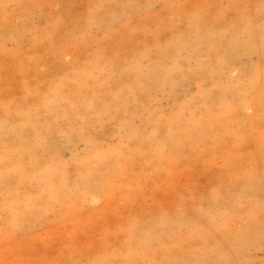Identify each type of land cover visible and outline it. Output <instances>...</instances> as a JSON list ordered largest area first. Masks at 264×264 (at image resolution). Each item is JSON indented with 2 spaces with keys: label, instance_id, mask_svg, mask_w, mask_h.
<instances>
[{
  "label": "rangeland",
  "instance_id": "rangeland-1",
  "mask_svg": "<svg viewBox=\"0 0 264 264\" xmlns=\"http://www.w3.org/2000/svg\"><path fill=\"white\" fill-rule=\"evenodd\" d=\"M70 2H71V4H70ZM244 2H246V3H244ZM251 2H252V4H251ZM47 3H49V4L47 5ZM67 3H68V5H67ZM213 3H214V5H213ZM194 4H195V6H194ZM192 5H193V7H192ZM218 5H220V6L218 7ZM104 6H105V8H104ZM166 6H167V8H165ZM184 6H186V7H184ZM189 7H190V9H189ZM239 7L240 8L242 7V8L240 9ZM64 9H66V10L64 11ZM85 9H86V11H85ZM180 9H182V10H180ZM191 9H193V10H191ZM227 9H229V10H227ZM122 10H123V12H122ZM136 10H138V11H136ZM178 10H180V11H178ZM0 11H1L0 12V17H1L0 18V50H1L0 51V58H1L0 59V78H2V79H0V110H1L0 116L4 113H5L4 115L9 113L8 114L9 116L7 115L8 116L7 118H9V119L15 118L14 115H16L17 118L18 117H22V118L28 117L32 120L33 126L28 127L27 129L29 131H31V132L33 131L34 133L37 134V137H36V136L31 135L33 133L30 134L29 132H25V133H23V135H20L17 138H11L10 129H9L10 125L9 124H2V122L0 123V146H2V147H0L1 148L0 149V156L3 155L4 152H7V151H9V152L17 151L18 153H21V155H22L21 159L22 160H21L20 164H21L22 169L24 170V175H25V176L24 175L21 176L20 178L11 176L9 178L4 179V181L6 180V182H3L4 185L3 184L0 185V189L3 188V190H0V203L3 200L4 194L7 192H14V191L18 192L17 195L20 196L19 197L20 199L26 198L27 195L33 196L38 192L41 185L37 180H35L33 178V175L29 176L28 172L31 171L29 168H31V169L33 168V171L34 170L38 171L40 164H42V166H44L45 164L46 165L49 164V166H51V164L52 165H57V164L62 165V163H64L63 165H65L67 167V165H68L67 163L71 162L67 168H69V170L74 171L75 168L80 166V162L83 160V158H85L86 156H91L90 154L96 153L98 151V149H99V152H103V151L105 152L110 147L111 148L118 147V144H121L122 146L127 145L129 143V141L126 139V136L131 131H133V132H135V130H136V132L139 131V133L141 132V134H143V136H147L148 134H151L153 127H151L150 124L148 123L147 116H151L152 113L155 115L156 112H158L157 115L159 116L160 121L162 123H165L173 115L174 108H176V105L188 103L190 100H191L190 102H192L194 99H195L194 101H196V103L194 104V101H193V104L194 105L198 104L197 103L198 98H195V97H200L201 92H203V91L207 92L206 104L205 105L198 104L200 106L196 105L195 107H192V111H194L193 112L194 118L197 121H199V120L203 121L204 116L205 117L210 116L209 119L213 118L212 122L214 124L217 123L216 125H220L219 123L223 124V122H224L223 127H225V128L228 127V129L226 128V130L228 131L227 132L228 134H227L224 132V130L223 131L221 130L220 126H218V127L215 126L216 130H214L212 132L213 135H211V137L207 136V137H209L208 138L209 141L207 140L208 143L206 146H204L203 144L200 145L201 144L200 142L194 143V142L190 141L186 145L187 148L184 147L183 145L180 146V148L174 147L176 150L178 149L177 152L175 151V149L173 147L170 149L165 148V152H167L168 154H170L171 152H172V154L174 152L175 153L173 155L170 154L172 159L170 161L163 162V165H165V166L161 169L159 167L157 171H154V169H151L150 166H147L145 171H143V172H145V174H144L143 172H141V169H138V168H140L138 166V164H136L135 162H132V161H134L133 159L130 158L132 160L131 162L133 164L130 162V159H128L129 165H131L130 168L128 166V168L130 169V170L128 169L129 170L128 173L131 172L132 173L131 177L134 175L133 177H136V180L132 177L133 179H131V181H128V180H130V177H129L130 174L127 173V176H128L127 186L128 185L129 186L127 187L126 196L123 197L122 199L121 198L117 199V198H119V196L116 193V196L113 195L112 198H111V196L109 198H107V200L110 199V201H111V202L109 201V203H107L108 201H106V198L99 197L98 195L96 197L94 194L89 193V192H87L86 195H84L85 196L84 199H83V197L77 198L76 196H78V197L82 196V195H79L80 192L82 193V191L79 190L80 192H76L77 194L75 193V191H73L75 194H73V196L72 195L71 196L76 198L78 207L80 209L79 211H77L75 213H71V215L67 214L68 216H66L64 211L61 210V208H59L58 206L54 207L53 209L43 210L40 208V205L38 203H36L37 206L35 208L38 209L39 211L41 210L40 211L41 219H40V215H39V218H37V219L36 218H32V219L29 218L26 221L21 219L19 226L16 229H12V232L10 234H7L3 230L2 225L7 221V217L5 214L0 213V264H54V263L59 264L60 262L62 263V261H63V264H65V262L67 263V261H68L69 255L72 253H73V256H70L72 261L76 262V264H85V262L86 263L89 262L90 259L93 258L92 256L95 255L94 253L96 252V245H99V243L102 242L101 241L102 240V238H101L102 232H105L107 234H111L110 238H113V239L108 242V245L110 247L116 248L118 246V245H116V243H120V240L122 239V234H121L122 232L121 231H113L112 228L116 224H122L125 221V219L128 216L125 218L124 215L125 216H126V214L129 215V212H128L129 209L133 210L135 208L134 209L135 212L131 210L132 211V213H131V211H130V213L132 214V215L130 214V216H133V217L138 216L140 218L143 217L144 214L146 215L147 218H150L151 216H152L151 218H153L156 216L155 214L158 215V212L164 213V214H166V216L168 215L167 217L172 218L171 216L173 215V213H175L177 211L179 213L183 214L184 217L185 216L189 217V215H191V213L193 212V211H191V209L194 206H195V208H193V209L197 208L198 200L199 199L204 200V198H202L203 196L206 198L205 204L209 205L208 202L210 203V200H209L210 198L208 196L212 191L217 192L219 187L223 188L222 186H224V187L226 186L227 187V188L225 187L226 189H232V188L237 189L239 186L238 184H239L240 180H242L244 175H246V173L249 174L250 171L255 170L254 168H259V165H261L262 162H264V143H262V141H264V94H262V92H264V90H262V89H264V88L259 89L258 92L255 93L254 95H252L251 97L250 96L247 97L249 99V98H252L253 96H256L255 98L259 99V101L256 100L254 102L255 103L254 105H256V107L254 105H253V107H255V108H251V109L247 110L246 112H248V113L245 112L246 114H248V116H250V115L254 116V118H253L254 123H253L252 127L248 126V125L243 126L244 129H242L243 127L241 128L242 129V135L240 133H239L240 135L238 134L239 123H238L237 119L234 118L235 113H231L230 115L225 114L223 116L220 114V111H219L220 110L219 109V106H220L219 105L220 104V102H219L220 98L219 97L221 96L222 91L228 90V96H229V97H227L228 100H230V98L233 97L232 95L235 94V92H238L239 95L242 97V95H243L242 92L248 86L247 84H249L250 79H252L254 77L259 78V76L264 75V33H262V32H264V18H262V16H264V0H182V1L181 0H173V1L172 0H148V1L147 0H104V1L103 0H52V1H50V0H0ZM159 11H160L162 16L160 15ZM166 11H168V12H166ZM175 11H177L178 14L184 13V15L187 12L186 15H189V18L190 17H193V18L196 17L198 20H200L199 23H203V25L209 24V27L216 25L215 27L219 26V29L221 27L222 21L223 22H230L231 21V23L238 22V27H237V29H234L233 32H235L237 30L238 32L240 31V33H238L237 31L235 32V34L232 33V36L234 39L230 38L232 36H228V35H230V32L232 30L231 31H227V29H224L225 31L223 30L224 35L228 34V35H225L226 40L230 38L231 41L235 44L236 42H234V40H235V38H238V41L240 39L239 42L242 43V45L240 44V46L234 45L233 47H235V48H233V50L231 49L232 51L230 50L228 52V54L226 56V60H227L226 64L228 63L227 65H228L229 69L227 68V66H224L227 70H224L225 68H223V71H225V73L222 71L224 74L222 73L223 75L220 74V76L219 75L213 76L211 73L210 74L207 73L210 71L205 67V65H202V61H204L203 62L204 64L207 62V55H204V54H207L210 49L208 47L209 43L206 42L208 40V36H204L203 40L207 39L206 41H204V43H206V45L203 43V41H199V42L197 41V42H195L196 45H192V42H190L189 45H184V47L183 46L181 47V49L179 51L180 54L177 57V60L180 63H177V65H179V66L174 71L176 73V75H175V73L172 75V80H168L167 84H166V82L161 83L162 80H160L156 84L155 89L154 88L149 89L148 93H147V90H145L146 92H144V94H143L144 97H145V95H147L149 93H150L149 96H151V97H149L147 95V98L149 97V99L146 100V106H147L146 110L141 111L142 115H140L141 113L133 114V106L130 105L129 107L132 108V110L129 108L128 113H129V111H131L132 114L130 113V115H128V118L126 119L123 127H121L119 125L122 124V121H121V119H119V116H114V114L116 112L114 113V111L111 110L112 108H108V109H110L111 112L113 111V114H112L113 116L111 115L110 111L105 112L103 110L104 114L99 113L101 108H103L101 103L98 104L97 108H94L95 111L90 112L91 114H89L88 113L89 111H88L87 112L88 114L86 113V115H85L82 110H81L82 111L81 112L82 114H81L80 113L81 108L78 106V99L76 102V97H75V96H78L77 95L78 91L82 90L81 85H84L85 88L92 87L94 90L98 89V90H100L99 94H101V95H103L105 93L104 90H106L107 94L110 93V89L113 90V87L116 86V82H115V79L113 77L114 76L113 74L115 72V65L111 61L114 60L119 54H123L124 51L128 50L129 48L132 49V48H134L136 46H140L142 44L146 45L147 44L146 42H148V44H149V45L147 44V46L150 47L152 45L153 40L155 41V39L157 40V41H155L156 45H158L159 47L160 46L162 47L163 45L165 46V44L162 40L165 38V36H166L165 34H167V35L170 34L169 36L175 37L176 33L179 32V29L181 32L182 28L184 27L182 24H184L186 22L188 24H190V26L188 27L187 31H185L186 29L184 30V28H183V30L185 32H188V35L190 37L196 33L195 30H192V28H190L191 22L189 21L188 17H186L188 20H186L185 18H183V20H179L180 17L177 16V14H176L177 12H175ZM82 12L84 13V15ZM194 12L195 13L197 12L198 14L194 16L193 15ZM211 12H213L212 16L209 15V14H211ZM122 13L124 16L122 15ZM224 13H225V15H224ZM47 14H48V16H46ZM114 14H115V18L113 19ZM156 14L158 15V17L156 16ZM218 15L220 16L221 19H224V18L225 19L222 21L219 20L220 18ZM230 15H231V17H230ZM239 15H242L243 17L242 16L239 17ZM96 16H98V17H96ZM152 16H154V17H152ZM215 16H216V18H215ZM131 17H132V19H130ZM109 18H110V21H109ZM152 18L157 19V20L153 19V25L149 24L151 22ZM204 18H205L206 22L208 21L207 23H205ZM230 18H232V19H230ZM112 19H113V21H112ZM135 19H138V21ZM140 20H142V21L139 22ZM166 20H168V22ZM169 20H172V22ZM240 20H241V25L239 24ZM93 21L94 22L96 21L95 24ZM127 21L129 23V25L126 26ZM141 23H143V24H141ZM144 23L146 25H144ZM154 23H156V24H154ZM157 23H159L160 27L157 26L158 25ZM167 23H169V25H167ZM192 24H193V22H192ZM23 25H25V28ZM21 26H23V27H21ZM107 26H108V28H107ZM164 26L169 28V30H167L166 27H164ZM170 26L172 27L171 30H170V28H171ZM163 27L166 30H164ZM117 28H118V30H116ZM156 28H158V29L161 28V29H163V31L160 29V31L158 32V29H157V31L155 30ZM108 29H110L111 31ZM124 29H125V31H126L125 33L127 35L123 34ZM138 29H140L142 32V33L139 32V35H137ZM149 29H151L153 32L156 31L157 33H153ZM175 30L176 31L178 30V31L175 33ZM105 31L107 33H105ZM112 31H114V32H112ZM144 31H146V32L150 31V32H147L148 34H146V32H144ZM167 31H169L170 33ZM251 31L255 32V34H256L255 37H254L255 34H251L252 33ZM259 31H261V32L258 33ZM109 32H110L111 36H110ZM132 32H133V34H132ZM160 32H162V33H160ZM189 32H192L193 34L192 33L189 34ZM225 32H227V33H225ZM38 33H40V34H38ZM249 33H250V35H249ZM128 34H130V35H128ZM155 34L156 35L158 34V36L156 37ZM162 34L164 37L162 36V38H160L161 37L160 35H162ZM257 34H259V37ZM132 35H134L133 36L134 38H135V35L137 37L135 39H132L133 38V37H131ZM141 35L144 36L143 39H142ZM114 36H116L115 39H114ZM140 36H141V39H139ZM169 36L168 37L166 36V37L170 38ZM249 36H251V37L253 36V39L248 38ZM191 38L195 39L193 36ZM254 38L256 41L254 40ZM119 39L122 40V42L123 41L124 42L121 43V41ZM248 39H250V40H248ZM141 40H143V42ZM259 40H261V41H259ZM113 41H114V43H112ZM134 41L137 44L135 43V45H133ZM139 41H141V42H139ZM191 41H194V40H191ZM161 43H163V44H161ZM254 43H256V44H254ZM257 43H258V45H257ZM45 44H47V45H45ZM114 44H116L117 46H115ZM123 44L125 47L123 46ZM118 45H120V46L118 47ZM200 45H202V46H200ZM37 46H39V47H37ZM188 46L190 48H188ZM193 46H194V48H192ZM127 47H129V48L126 49ZM155 47L156 46H154V48ZM151 48H153V47H151ZM183 49H186V50L183 51ZM153 50H152V53H153ZM197 52H199V53L196 54ZM220 52L224 53V49H221V51H219V54L217 56L221 60V57L223 58L224 54H221ZM233 53H234V55H233ZM47 54H48V56H47ZM95 55H100L103 58V61L101 60L103 65L100 64V66H102L104 68V69H102L103 72L98 73L97 71L87 67L88 68L87 70H89L91 73L93 72V75H95V76L92 79L91 78L85 79V76L83 75V72H82L84 70H82V69L85 66H88V64H89L88 62L90 60H92V58ZM228 55L230 56V58L228 57ZM179 56H182V57H179ZM7 57H8V59H7ZM37 57H38V59H37ZM43 57H47V59L43 58ZM74 57L75 58L77 57V58L75 59ZM34 58H35V60H34ZM71 58H73V59H71ZM233 58H234V60H233ZM144 59H142L141 62H142L143 66H146L147 65L146 61L148 59H146V61ZM170 60H171V62H168L169 59L166 60V62H165V66L168 69L172 68V66H173L172 64L174 62V61H172L173 59H170ZM79 61L81 63H79ZM182 62L185 64H182ZM49 63L51 65H49ZM83 63L85 66L83 65ZM143 63H145L146 65ZM147 63L149 64V60L147 61ZM167 63H168V65H167ZM229 63H231L230 64V66L232 65L231 67L229 66ZM180 64L183 66L182 68H181ZM28 65H29V67H28ZM149 65H152V64H149ZM235 65L236 66L238 65V66L236 67ZM60 67H62V68H60ZM80 68H81V71H79ZM178 68H179V70H178ZM69 69L71 70V72ZM109 70L112 72H110ZM176 71H178V72H176ZM230 72H231V74H230ZM202 74L204 75L203 77H202ZM55 75H57V76H55ZM177 75H180V76H178L180 78H178ZM229 75H231V76H229ZM108 76L111 77L110 78L111 80H109L103 84L105 77H108ZM228 76L231 78L233 77V79L231 80L230 78H228ZM57 77H58V79H57ZM59 77H60V79H59ZM175 77H176V79H175ZM80 78L84 81H82ZM174 80H175V82H174ZM192 80L194 81L193 83H192ZM189 81H190V83H189ZM169 82H170V84H169ZM228 82L234 83V85H232L231 87H228ZM65 85H67V86H65ZM99 85H100V87H99ZM111 85H113V86H111ZM207 85H208V87H207ZM109 86H111V87H109ZM58 87L60 89H58ZM200 87H201V89H200ZM79 88H81V89L79 90ZM99 88H102L103 91H101L102 89H99ZM59 90H60V93H58L59 99L62 98V101L59 100V102L57 104L56 103H53V104L48 103L50 100V96L52 94V91H58L59 92ZM64 90H65V93H62V92H64ZM68 91H69V93H68ZM76 91H77V93H76ZM185 92H187V93H185ZM106 93H105V95H106ZM63 94H65V95H63ZM88 94L89 93H87V95ZM130 95H128V98L132 99L131 97H133V96H130ZM19 98L21 101L19 100ZM36 98H37V100H36ZM70 99L72 100V102ZM9 101H10V103H9ZM4 102H6V103H4ZM33 102H35V103H33ZM3 103H4V105H3ZM24 103H25V105H24ZM61 105H63V106H61ZM48 106H49V109H48L49 111L47 110ZM207 106H209V107H207ZM215 106H216V108H215ZM212 107H214V108H212ZM72 108H74V109H72ZM38 109L41 111H39ZM51 109L56 111L57 113L54 111H51ZM74 110H75V113H74ZM20 111H22L24 113H22ZM42 111H44V112H42ZM46 111H48L49 113H47ZM97 111H98V115L96 116V115H94V112H97ZM68 112H70V113H68ZM17 113H21V114H17ZM207 114H209V115H207ZM52 115H54L53 118H52ZM228 115L231 117H229ZM214 116H216V117H214ZM217 116H220V118L228 116L229 118L227 117V120L223 118V120H225L226 122L223 121L222 118H221V120H218V122H217V120L215 121V119H218ZM69 117L72 118L71 119L72 121L69 120L70 119ZM97 117H99V118H97ZM66 118H67V120H66ZM82 118H83V120H82ZM49 120H51V122H49ZM233 120H234V122H233ZM197 121L195 123H197ZM112 122L115 124H112ZM49 123H50V125H49ZM55 123H57V124H55ZM78 123H80V124H78ZM87 123H89V124H87ZM67 124H69V125L67 126ZM73 124H75V125H73ZM79 125L81 128H79ZM194 126H195V124H193V123L189 125L190 131H194L195 128L198 127V125L195 127ZM72 127H73V129H71ZM86 128H87V130H86ZM75 129H77V130H75ZM161 129H164V128L162 127ZM161 129L158 130L157 131L158 134H156V136L158 135L157 136L158 140L162 138L161 135L162 136L165 135V131L162 130L163 131L162 132ZM72 130L74 133L70 132ZM79 131H81V132H79ZM90 131H92L93 133L92 132L90 133ZM41 132L43 133L42 135H40ZM110 132H112V133H110ZM116 132H118V133H116ZM26 133L28 134V136H26ZM78 133L82 137L79 136ZM90 134H92V135H90ZM107 134L110 136H108ZM252 134L254 135V137ZM52 136L54 137V139H52L53 138ZM104 136H105V138H104ZM163 138H164V136H163ZM18 139H20V140L18 141ZM239 139H240V141H239ZM248 139H249V141L250 140H252V141L249 142ZM2 140L4 143L1 142ZM93 142L95 143V145L93 144ZM210 142H212V143H210ZM13 143L15 144L14 146H13ZM18 143H19V145H18ZM32 145H34V146H32ZM209 146H210V149L208 148ZM13 148H15V149L13 150ZM25 148H26V150H25ZM32 148L35 150H32ZM204 148H207L206 150H208V151H205V152H207L206 154H208V156L211 155V158L209 157V159H208V156L205 153L202 154L204 156L199 154V153L204 152ZM223 148H224V150H223ZM225 148H226V151H225ZM38 149H40V150H38ZM45 149L47 151H45ZM70 149L72 150V152ZM92 149H94V150H92ZM172 149H174V150H172ZM179 150L181 152H179ZM182 150H186V151L183 152ZM29 152H31V153H29ZM195 153H198L199 156L195 157L194 156ZM29 154H32L31 157H29ZM51 154H52V156H51ZM257 154H259V155H257ZM188 155H190V156H188ZM76 156H79V157L75 158ZM184 157H186V158H184ZM198 157H200L201 159ZM225 157H227V158H225ZM187 158H189L190 160ZM228 158H230V159L228 160ZM70 160H73V161H70ZM39 161H40V163H39ZM226 161H228V163ZM196 162H198V163H196ZM230 164L232 166H230ZM234 164H235V166H234ZM74 165H76L77 167ZM166 165H168V166H166ZM28 166H30V167L27 168ZM33 166H36L37 168L33 167ZM25 167L27 170L28 169L29 170L26 171ZM165 167L167 169H165ZM243 167H245V168H243ZM135 168L138 170L136 171ZM134 169L136 172L133 171ZM159 169L161 171H159ZM224 170H225V172H224ZM246 171H248V172H246ZM154 172L156 173V177L155 176L153 177L152 173H154ZM212 172H214V173H212ZM228 172H231V173L229 174ZM244 172H246V173H244ZM166 173L169 175L168 179H167V177L164 178ZM206 173L207 174L209 173V174L207 175ZM139 174L140 175L143 174V176L141 175V177H140V176H138ZM150 174L152 175L153 178L152 177L150 178L149 176H147ZM167 174H166V176H167ZM220 174L222 175L221 178H220ZM71 175H73V176H71ZM256 175L258 177H261V172L257 171ZM224 176H225V178H224ZM73 177H74V179H73ZM143 177H146L147 180L146 179H144V181L141 180V178L143 179ZM148 177H149V179H148ZM169 177L171 180H169ZM156 178H158V179H156ZM11 179L14 180L15 182L14 181H13L14 183L11 182L12 181ZM21 179H22V181H21ZM225 179H226V181H225ZM31 180H33V181H31ZM73 180H75V175L74 174L68 175V182L71 183ZM162 180H163V182H162ZM206 180L208 183L206 182ZM18 181H19V184L17 183ZM140 181H143V183H142L143 186H142ZM149 181H151L152 183ZM167 181H168V183H167ZM209 181H211L213 184L215 183V185H213ZM8 182H10V184ZM132 182H133V184L136 183L137 185L134 186L135 184L133 185ZM6 183H7V185H6ZM27 183H29V184H27ZM138 184H140V185H138ZM159 184H160V186H159ZM211 185H213V187ZM240 186H241V184H240ZM27 187L31 188V189H28ZM146 187H148V188H146ZM160 187H162V188H160ZM12 188H15V189H12ZM133 188H134V191H137V193L132 190ZM168 188H169V190H168ZM36 190H37V192H36ZM207 192H208V196H207ZM26 193H28V194H26ZM154 193H156V194H154ZM177 193H178V195H177ZM182 193H183V195H181ZM201 193H202V195H201ZM138 194H139V196L140 195H142V196L139 198V196H136ZM158 194L162 195V196H159ZM198 194H200L201 196ZM240 195L241 196L245 195L242 198L239 196L237 199V201L239 202L238 204L240 205V210L242 212H244L248 209L247 205H249V197L247 194H240ZM189 196H191V197H189ZM89 197H90L92 202L89 201V199H88ZM193 197H195L194 198L195 200L193 199ZM87 199H88V201H87ZM132 199H133V201H132ZM93 200H94L95 204H94ZM166 200H168V201H166ZM84 201H87V203ZM164 201L167 203H165ZM193 202H195V204L196 203L197 204L195 205V204H193ZM88 203H89V205H88ZM139 203L140 204L142 203L145 205H142V204L140 205ZM161 203L163 206L161 205ZM79 204H82V206ZM103 204H104V206H103ZM138 204L142 207H140ZM96 205H97V207H96ZM87 206H89L88 209H87ZM130 206H132V208ZM144 206H146V207L144 208ZM102 207L104 209H101ZM151 207H153V208H151ZM91 208H92V210L90 212ZM138 208L139 209L144 208V212H143V209L139 210ZM110 209H111V211H110ZM235 209H236V212H239L237 210V208H235ZM235 209H233V210L235 211ZM155 210H158V211L155 212ZM44 211H46L47 213H44ZM152 211H154L155 213ZM182 211H184V212H182ZM186 212H188L190 214L187 213V215H186ZM122 213H124V214L122 215ZM88 214H90V215H88ZM147 214H148V216H147ZM149 215H150V217H149ZM61 216H62V219H61ZM104 216H106V218H104ZM146 217L144 216L143 218L147 219ZM239 217H241V221L245 219V217L242 214L236 215V213H235V216H234V214H232V216L230 217L231 221L233 220V224H232L233 226L230 225V227L232 226L231 227L232 230L231 229L230 230L233 232L237 230V227H239L238 224L241 222ZM95 218H97V219H95ZM113 219H115V220L112 223ZM46 220H47V222H46ZM58 222H59V224H58ZM115 222H116V224H115ZM235 222H236V224H235ZM111 223H112V225H110ZM97 224H101V227L103 226L102 229H99L100 225H97ZM57 225H58V227H57ZM54 226L57 227L56 229L59 228L60 230H58V231L55 230ZM111 226H113V227H111ZM28 228H29V231H28ZM234 228L236 230H233ZM51 230H55V231H51ZM50 232H53V233L58 232L57 233L58 235L54 233L55 235L52 236L53 234L51 233L52 235L50 237ZM178 232H179L178 235H182V236L186 235L187 234L186 233L187 232L186 225H184V224L181 225L178 229ZM229 234H233V233L230 232ZM56 235L59 237H57ZM252 235L254 236V234H252ZM74 236L79 237L81 240L84 238L82 241L83 243H79L81 240L79 238H75ZM229 236H234V235H227L228 238H230ZM253 236L251 238L254 241L250 240L251 238H248L246 240L243 239L244 240V241L242 240L243 242L242 241L239 242L236 240V238H231V240L232 241L234 240L233 242H235V243H232V241H229L230 239L226 238V235L224 237H221V234H220L217 236L215 235L213 238L211 237L212 240H209V241L210 242L212 241L211 242L212 244L210 242L209 243L212 246H209L211 248L208 249L209 250V259L207 260L208 261L207 264H264V238H262V237H260L261 239L259 237L254 238ZM71 237H74L77 242L73 238H72L73 240L71 241V239H70ZM217 237H219V238H217ZM221 238L222 239L225 238L224 241L227 239L228 240L224 242L223 240H221ZM77 239H79V240H77ZM85 241H87L86 244H85ZM216 242H217V245H216ZM223 242L226 243L227 245L226 244L223 245ZM236 242H238V243H236ZM241 242L242 243L245 242V243L240 244ZM249 242H252L253 244H250ZM236 244H240V246L236 245ZM219 245H221V246H219ZM183 246H184V248L187 247L186 244H183ZM89 252L90 253L93 252L92 255ZM63 259H65V260H63ZM210 259L212 260L211 262H209Z\"/></svg>",
  "mask_w": 264,
  "mask_h": 264
},
{
  "label": "bare ground",
  "instance_id": "bare-ground-1",
  "mask_svg": "<svg viewBox=\"0 0 264 264\" xmlns=\"http://www.w3.org/2000/svg\"><path fill=\"white\" fill-rule=\"evenodd\" d=\"M52 1V0H50ZM104 1V0H103ZM148 1V0H147ZM173 1V0H172ZM182 1V0H181ZM7 2V1H6ZM195 2V1H194ZM201 2V1H200ZM238 2V1H237ZM253 2V1H252ZM251 2V4H252ZM118 3V2H117ZM134 3V2H133ZM143 3V2H142ZM162 3V2H161ZM193 3V2H192ZM241 3V2H240ZM246 3V2H244ZM49 3H47L48 5ZM71 4V2H70ZM97 4V3H96ZM153 4V3H152ZM258 4V3H257ZM68 5V3H67ZM78 5V4H77ZM93 5V4H92ZM133 5V4H132ZM188 5V4H187ZM211 5V4H210ZM214 5V3H213ZM216 5V4H215ZM250 5V4H249ZM15 6V5H14ZM71 6V5H70ZM122 6V5H121ZM195 6V4H194ZM220 5H218L219 7ZM117 7V6H116ZM186 7V6H184ZM193 7V5H192ZM244 7V6H243ZM9 8V7H8ZM7 8V9H8ZM43 8V7H42ZM65 8V7H64ZM105 8V6H104ZM108 8V7H107ZM128 8V7H127ZM167 8V6L165 7ZM177 8V7H176ZM183 8V7H182ZM188 8V7H187ZM197 8V7H196ZM213 8V7H212ZM238 8V7H237ZM240 8V7H239ZM242 8V7H241ZM240 8V9H241ZM171 9V8H170ZM190 9V7H189ZM194 9V8H193ZM191 9V10H193ZM199 9V8H198ZM230 9V8H229ZM227 9V10H229ZM10 10V9H9ZM13 10V9H12ZM23 10V9H22ZM52 10V9H51ZM66 9H64L65 11ZM108 10V9H107ZM174 10V9H173ZM182 10V9H180ZM178 10V11H180ZM190 10V11H191ZM196 10V9H195ZM200 10V9H199ZM235 10V9H234ZM49 11V10H48ZM86 11V9H85ZM84 11V12H85ZM101 11V10H100ZM116 11V10H115ZM138 11V10H136ZM197 11V10H196ZM232 11V10H231ZM1 12V11H0ZM15 12V11H14ZM109 12V11H108ZM120 12V11H119ZM123 12V10H122ZM128 12V11H127ZM168 12V11H166ZM177 12V11H175ZM203 12V11H202ZM214 12V11H213ZM209 14L212 16V13ZM216 12V11H215ZM244 12V11H243ZM262 12V11H261ZM56 13V12H55ZM83 13V12H82ZM111 13V12H110ZM138 13V12H137ZM156 13V12H155ZM160 13V11H159ZM165 13V12H164ZM187 13V12H186ZM184 15V13H180L178 14V12L176 13L177 16L180 17L179 20H183V18H185L186 20L189 19V21L191 22V27L192 30H195L196 33L194 35H192L195 39L191 38L189 35H188V32H185L188 30V27L190 26V24H188L187 22L182 24L184 27V30L182 28L181 32H180V29H179V32H177L175 30V33H176V36L175 37H171L167 34H165L167 37L169 36L170 38H167L165 36L163 40L165 46L163 45L162 47L156 45L155 41H157L155 39V41L153 40L152 42V45L149 47L147 46L148 42H146L147 44H142L140 46H136L134 48H129L127 47L126 49L128 50H125L123 54H119L114 60H112L111 62L115 65V72H114V79H115V82H116V86L113 87V90L110 89V93H106V90L105 93L103 95L99 94L100 90H94L92 87H87L85 88L84 85H81L82 87V90H80L81 88H79L80 91H76L77 95L78 96H75L76 97V102H77V99H78V106L81 108L80 109V113L83 111V113L86 115V113L88 112L89 114H91L90 112L91 111H95L94 108H97L98 104L101 103L103 108H101V110L99 111V113H103V110L105 112H108L110 111V109L108 108H112L111 110L114 111V116H119V119H121L122 121V124L119 125L121 127H123L126 119L128 118V115H130V113L132 114L131 111H129L128 113V109L130 108L129 106L132 105L133 106V114H139L141 113V111H145L146 110V100L149 99V94H147L149 97L147 98V95H145L144 97V92H146L145 90H147V93H148V90L151 89V88H154L155 89V86L156 84L158 83V81L162 80V82H166V84L168 83V80H172V75L175 73L174 71L177 69V67L179 65H177V63H180L178 62L177 60V57L178 55L180 54V49L181 47L184 45H189L190 42H192V45H196L195 42H199V41H206V40H203V37L204 36H208V40L206 42L209 43L208 47H209V51L207 54H204V55H207V62L204 64L202 61V65H205V67L210 71V72H207V73H211L213 76L214 75H223L225 73V71H223V68H225L224 66H227L228 68V63L226 64V56L228 54V52L233 48L234 45H238L240 46V44L242 45L239 39L238 41V38H235L234 42H236L235 44L231 41L230 38H233L232 36V33L235 34L234 29H237L238 27V22H233L231 23L230 22H223L222 20L224 19H221L220 16H219V20L222 21V24H221V27L219 29V26L215 27V26H210L209 27V24L208 25H203V23H199L200 20H198L196 17L193 18V17H190L189 18V15ZM226 13V12H225ZM224 13V15H225ZM2 14V13H1ZM61 14V13H60ZM96 14V13H95ZM112 14V13H111ZM119 14V13H118ZM128 14V13H127ZM198 13L194 12V16L197 15ZM243 14V13H242ZM30 15V14H29ZM43 15V14H42ZM65 15V14H64ZM84 15V13H83ZM120 15V14H119ZM123 15V13H122ZM133 15V14H132ZM154 15V14H153ZM161 15V13H160ZM164 15V14H163ZM169 15V14H168ZM203 15V14H202ZM217 15V14H216ZM232 15V14H231ZM230 15V17H231ZM238 15V14H237ZM11 16V15H10ZM48 16V14L46 15ZM124 16V15H123ZM138 16V15H137ZM148 16V15H147ZM156 16L158 17V15L156 14ZM162 16V15H161ZM191 16V15H190ZM242 16V15H239V17ZM58 17V16H57ZM98 17V16H96ZM127 17V16H126ZM154 17V16H152ZM156 17V18H157ZM166 17V16H165ZM164 17V18H165ZM188 17V19L186 18ZM208 17V16H207ZM229 17V16H228ZM237 17V16H236ZM238 17V18H239ZM243 17V16H242ZM1 18V17H0ZM12 18V17H11ZM20 18V17H19ZM40 18V17H39ZM115 18V14H114V17L113 19ZM128 18V17H127ZM138 18V17H137ZM144 18V17H143ZM175 18V17H174ZM212 18V17H211ZM216 18V16H215ZM245 18V17H244ZM259 18V17H258ZM262 18H264V16H262ZM83 19V18H82ZM112 19V21H113ZM119 19V18H118ZM132 19V17L130 18ZM139 19V18H138ZM138 19H135L138 21ZM153 19L151 20V22L149 24H152L153 25ZM159 19V18H158ZM168 19V18H167ZM232 19V18H230ZM242 19V18H241ZM8 20V19H7ZM84 20V19H83ZM93 20V19H92ZM104 20V19H103ZM149 20V19H148ZM154 20H157V19H154ZM160 20V19H159ZM202 20V19H201ZM212 20V19H211ZM109 21H110V18H109ZM111 21V22H112ZM142 20H140L139 22H141ZM162 21V20H161ZM168 22V20H166ZM172 22V20H169ZM174 21V20H173ZM176 21V20H175ZM204 21H205V18H204ZM220 21V22H221ZM226 21V20H225ZM15 22V21H14ZM32 22V21H31ZM62 22V21H61ZM94 22V21H93ZM96 22V21H95ZM94 22V24H95ZM124 22V21H123ZM149 22V21H148ZM159 22V21H158ZM165 22V21H164ZM163 22V23H164ZM170 22V23H171ZM193 22V24H192ZM208 22V21H207ZM205 21V23H207ZM10 23V22H9ZM25 23V22H24ZM126 23V22H125ZM15 24V23H14ZM143 24V23H141ZM156 24V23H154ZM159 26V23H157ZM162 24V23H161ZM165 24V23H164ZM218 24V23H217ZM220 24V23H219ZM241 25V20H240V23ZM20 25V24H19ZM61 25V24H60ZM129 25L128 21L126 23V26ZM144 25H146L144 23ZM167 25H169V23H167ZM248 25V24H247ZM24 28H25V25H23ZM21 26V27H23ZM38 26V25H37ZM59 26V25H58ZM84 26V25H83ZM162 26V25H161ZM124 27V26H123ZM160 27V26H159ZM166 27V26H164ZM163 27V28H164ZM171 27V26H170ZM3 28V27H2ZM14 28V27H13ZM108 28V26H107ZM110 28V27H109ZM126 28V27H125ZM128 28V27H127ZM130 28V27H129ZM150 28V27H149ZM231 28V29H230ZM245 28V27H244ZM250 28V27H249ZM102 29V28H101ZM158 28H156L155 30L157 31ZM161 29V28H160ZM160 29H158V32L160 31ZM167 30H169V28L166 27ZM164 28V30H166ZM172 29V27L170 28V30ZM224 29H227V31H231L230 32V35L228 34H225V35H228V36H232L230 37L229 39L226 40L225 38V35L223 34V30ZM230 29V30H229ZM253 29V28H252ZM5 30V29H4ZM8 30V29H7ZM26 30V29H25ZM38 30V29H37ZM110 30V29H108ZM118 30V28L116 29ZM115 30V31H116ZM120 30V29H119ZM122 30V29H121ZM133 30V29H132ZM131 30V31H132ZM150 31H152L151 29H149ZM163 31V29H161ZM220 30V31H219ZM28 31V30H27ZM111 31V30H110ZM150 31H147V32H150ZM156 31H152L153 33H157ZM225 31V30H224ZM9 32V31H8ZM114 32V31H112ZM117 32V31H116ZM125 29H124V35L126 34L125 33ZM130 32V31H129ZM138 34L139 35V32H141L140 29H138ZM136 32V33H137ZM146 32V31H144ZM143 32V33H144ZM146 32V34H148ZM169 32V31H167ZM166 32V33H167ZM173 32V31H172ZM193 32V31H192ZM192 32H189L192 33ZM238 32V31H237ZM252 33L251 34H255V32L251 31ZM261 31H259L258 33H260ZM10 33V32H9ZM16 33V32H15ZM83 33V32H82ZM105 33H107L105 31ZM121 33V32H120ZM128 33V32H127ZM135 33V34H136ZM152 33V34H153ZM162 33V32H160ZM170 33V32H169ZM227 33V32H225ZM240 33V31L238 32ZM264 33V32H262ZM11 34V33H10ZM17 34V33H16ZM40 34V33H38ZM110 34V32H109ZM118 34V33H117ZM133 34V32H132ZM151 34V35H152ZM193 34V33H192ZM13 35V34H12ZM100 35V34H99ZM103 35V34H102ZM123 35V36H124ZM127 35V34H126ZM130 35V34H128ZM154 35V34H153ZM156 35V34H155ZM250 35V33H249ZM258 37H259V34H257ZM37 36V35H36ZM79 36V35H78ZM109 36V35H108ZM111 36V34H110ZM122 36V35H121ZM134 35H132L131 37H133ZM142 36V39L144 38L143 35ZM141 36L139 39H141ZM158 36V34L156 35V37ZM162 38L163 34L160 35ZM238 36V35H237ZM248 36V35H247ZM256 36V34L254 35V37ZM103 37V36H102ZM116 36H114V39H115ZM130 37V38H131ZM137 36L135 35V38ZM155 37V38H156ZM164 37V36H163ZM235 37V36H234ZM261 37V36H260ZM119 38V37H118ZM126 38V37H125ZM124 38V39H125ZM134 37L132 39H135ZM241 38V37H240ZM248 38H252L253 39V36H249ZM117 39V38H116ZM121 39V38H120ZM119 39V40H120ZM123 39V40H124ZM127 39V38H126ZM194 40V41H191V40ZM234 39V38H233ZM258 39V38H257ZM110 40V39H109ZM113 40V39H112ZM128 40V39H127ZM237 40V41H236ZM250 40V39H248ZM255 40V38H254ZM262 40V39H261ZM259 40V41H261ZM115 41V40H114ZM114 41L112 43H114ZM121 43L122 40H120ZM137 41V40H136ZM143 42V40H141ZM139 41V42H141ZM159 41V40H158ZM253 41V40H252ZM256 41V40H255ZM77 42V41H76ZM138 42V41H137ZM145 42V41H144ZM254 42V41H253ZM258 42V41H257ZM88 43V42H87ZM135 41H134V44L135 45ZM160 43V42H159ZM158 43V44H159ZM202 43V44H203ZM249 43V42H248ZM119 44V43H118ZM130 44V43H129ZM137 44V43H136ZM140 44V43H139ZM163 44V43H161ZM206 45V43H204ZM256 44V43H254ZM47 45V44H45ZM115 46H117L116 44H114ZM149 45V44H148ZM204 45V46H205ZM258 45V43H257ZM97 46V45H96ZM120 45H118L119 47ZM124 46V44H123ZM154 46H156L154 48ZM202 46V45H200ZM237 46V47H238ZM39 47V46H37ZM36 47V48H37ZM50 47V46H49ZM99 47V46H98ZM125 47V46H124ZM153 47V48H151ZM187 47V46H186ZM185 47V48H186ZM207 47V48H208ZM258 47V46H257ZM22 48V47H21ZM66 48V47H65ZM82 48V47H81ZM188 48H190L188 46ZM194 48V46L192 47ZM191 48V49H192ZM200 48V47H199ZM205 48V47H204ZM72 49V48H71ZM115 49V48H114ZM154 49V50H153ZM221 49H224V53L220 52L221 54H224V57L222 58L221 57V60L217 57L218 54H219V51H221ZM152 50H153V53H152ZM186 50V49H183V51ZM190 50V49H189ZM231 50V51H232ZM1 51V50H0ZM4 51V50H3ZM20 51V50H19ZM194 51V50H193ZM24 52V51H23ZM57 52V51H56ZM73 52V51H72ZM189 52V51H188ZM4 53V52H3ZM93 53V52H92ZM199 52H197L196 54H198ZM56 54V53H55ZM72 54V53H71ZM240 54V53H239ZM7 55V54H6ZM34 55V54H33ZM90 55V54H89ZM109 55V54H108ZM115 55V54H114ZM193 55V54H192ZM234 55V53H233ZM48 56V54H47ZM79 56V55H78ZM195 56V55H194ZM9 57V56H8ZM7 57V59H8ZM73 57V56H72ZM111 57V56H110ZM179 57H182V56H179ZM228 57L230 58V56L228 55ZM227 57V58H228ZM24 58V57H23ZM43 58H46L47 57H43ZM54 58V57H53ZM59 58V57H58ZM75 58V57H74ZM77 58V57H76ZM75 58V59H76ZM145 58V59H144ZM1 59V58H0ZM6 59V58H5ZM11 59V58H10ZM38 59V57H37ZM64 59V58H63ZM73 59V58H71ZM142 59H144L146 61V59L149 60V64H152V65H149L146 61V66H143L142 65ZM168 62H171L170 59H173L172 61L173 62V66L171 69H168L166 68L165 66V62L166 60H168ZM181 59V58H180ZM194 59V58H193ZM26 60V59H25ZM35 60V58H34ZM49 60V59H48ZM65 60V59H64ZM68 60V59H67ZM87 60V59H86ZM103 61V58L100 56V55H95L92 60H90L87 64L88 66H85L84 63L83 65L85 66L82 70L83 72V75L85 76V79H89V78H93L95 75H93V72L91 73L89 70H87L89 68L97 71L98 73H102L104 69L102 66H100V64H102V61ZM143 60V61H144ZM177 60V61H176ZM186 60V59H185ZM205 60V59H204ZM234 60V58H233ZM39 61V60H38ZM42 61V60H41ZM60 61V60H59ZM176 61V62H175ZM201 61V60H200ZM236 61V60H235ZM32 62V61H31ZM30 63V62H29ZM41 63V62H40ZM43 63V62H42ZM45 63V62H44ZM79 63H81L79 61ZM238 63V62H237ZM77 64V63H76ZM111 64V63H110ZM170 64V63H169ZM182 64H185L182 62ZM201 64V63H200ZM226 64V65H225ZM231 63H229V66H230ZM27 65V64H26ZM49 65H51L49 63ZM82 65V64H81ZM103 65V64H102ZM168 65V63H167ZM181 65V64H180ZM107 66V65H106ZM170 66V65H169ZM232 66V65H231ZM230 66V67H231ZM236 66V65H235ZM238 66V65H237ZM236 66V67H237ZM29 67V65H28ZM63 67V66H62ZM60 67V68H62ZM183 66L181 65V68ZM249 67V66H248ZM46 68V67H45ZM82 68V67H81ZM81 68L79 71H81ZM187 68V67H186ZM185 68V69H186ZM71 69V68H70ZM69 69V70H70ZM73 69V68H72ZM229 69V68H228ZM179 70V68H178ZM194 70V69H193ZM224 70H227L226 68ZM239 70V69H238ZM110 71V70H109ZM224 73H223V72ZM69 72V71H68ZM71 72V70H70ZM96 72V73H97ZM112 72V71H110ZM178 72V71H176ZM31 73V72H30ZM180 73V72H179ZM223 73V74H222ZM229 73V72H228ZM237 73V72H236ZM75 74V73H74ZM186 74V73H185ZM190 74V73H189ZM231 74V72H230ZM233 74V73H232ZM252 74V73H251ZM255 74V73H254ZM60 75V74H59ZM70 75V74H69ZM105 75V74H104ZM103 75V76H104ZM176 75V73H175ZM253 75V74H252ZM57 76V75H55ZM54 76V77H55ZM180 76V75H177V77ZM204 75L202 74V77ZM211 76V75H210ZM231 76V75H229ZM231 80L233 79V77H229ZM68 77V76H67ZM74 77V76H73ZM78 77V76H77ZM197 77V76H196ZM5 78V77H4ZM79 78V77H78ZM111 77L108 76V77H105V80L103 81V84L109 80ZM180 78V77H178ZM207 78V77H206ZM217 78V77H216ZM2 79V78H0ZM58 79V77H57ZM60 79V77H59ZM81 79V78H80ZM84 79V78H83ZM176 79V77H175ZM5 80V79H4ZM49 80V79H48ZM77 80V79H76ZM82 80V79H81ZM96 80V79H95ZM196 80V79H195ZM36 81V80H35ZM45 81V80H44ZM80 81V80H79ZM84 81V80H82ZM97 81V80H96ZM187 81V80H186ZM191 81V80H190ZM189 81V83H190ZM114 82V83H115ZM175 82V80H174ZM194 81L192 80V83ZM81 83V82H80ZM79 83V84H80ZM83 83V82H82ZM113 83V84H114ZM78 84V85H79ZM95 84V83H94ZM170 84V82H169ZM70 85V84H69ZM101 85V84H100ZM99 85V87H100ZM184 85V84H183ZM232 85H234V83H231V82H228V87H231ZM248 86L243 90V95L242 97L239 95L238 92H235V94H233L232 98H230V100H228L227 97L228 96V90H224L221 92V96L219 97L220 100V106H219V111H220V114L221 115H225V114H231V113H235L234 114V118L237 119L238 123H239V132L238 134L240 133L242 135V129H244L243 126L245 125H248V126H251L253 125L254 121H253V118L254 116L250 115L248 116V112H246L247 110L251 109V108H255L256 105H254L255 101L259 99L255 98L256 96H253L252 98H247V97H251L252 95H254L255 93L258 92L259 89H262L264 88V75H261L258 77H254L252 79H250L249 81V84H247ZM22 86V85H21ZM55 86V85H54ZM57 86V85H56ZM67 86V85H65ZM77 86V85H76ZM80 86V85H79ZM78 86V87H79ZM113 86V85H111ZM109 86V87H111ZM164 86V85H163ZM182 86V85H181ZM53 87V86H52ZM61 87V86H60ZM166 87V86H165ZM169 87V86H168ZM208 87V85H207ZM188 88V87H187ZM195 88V87H194ZM199 88V87H198ZM27 89V88H26ZM58 89H60L58 87ZM67 89V88H66ZM99 89H102V88H99ZM201 89V87H200ZM70 90V89H69ZM73 90V89H72ZM195 90V89H194ZM231 90V89H230ZM264 90V89H262ZM261 90V91H262ZM103 91V89L101 90ZM112 91V92H111ZM185 91V90H184ZM20 92V91H19ZM34 92V91H33ZM48 92V91H47ZM89 93L87 95V93ZM260 92V91H259ZM60 93V90L59 92L58 91H52V94L50 96V100L48 103H58L59 100L62 101V98L59 99V94ZM62 93H65V90L64 92ZM69 93V91H68ZM72 93V92H71ZM75 93V94H76ZM187 93V92H185ZM238 93V94H237ZM86 96H85V95ZM131 94V95H130ZM176 94V93H175ZM180 94V93H179ZM178 94V95H179ZM262 94H264V92H262ZM40 95V94H39ZM45 95V94H44ZM62 95V94H61ZM65 95V94H63ZM128 95L130 96H133L131 97L132 99H129L128 98ZM261 95V94H260ZM10 96V95H9ZM36 96V95H35ZM67 96V95H66ZM74 96V95H73ZM177 96V95H176ZM187 96V95H186ZM38 97V96H37ZM74 97V98H75ZM7 98V97H6ZM23 98V97H22ZM49 98V97H48ZM71 98V97H70ZM147 98V99H146ZM195 98H198L197 99V103L198 104H201V105H205L206 104V98H207V92H201V95L200 97H195ZM15 99V98H14ZM72 99V98H71ZM70 99V100H71ZM20 100V98H19ZM37 100V98H36ZM73 100V99H72ZM71 100V102H72ZM190 100V99H189ZM195 100V99H194ZM193 100V101H194ZM21 101V100H20ZM35 101V100H34ZM191 101V100H190ZM188 102V103H183L181 105H176V108H174V113L173 115L171 116V118L166 121L165 123H162L159 119V116L157 115L158 112H156V114L154 115L152 113L151 116H147V120H148V123L150 124L151 127H153V130H152V133L151 134H146L147 136H143V134H141V132L139 133L136 132H133L131 131L129 134H127L126 136V139L129 141V143L127 145H124L122 146L121 144H118V147H113V148H109L107 151H103V152H99V149L96 153L94 154H90L91 156H86L85 158H83V160L80 162V166L75 168V170H69V168H67L69 166V164L71 162H68L67 164V167L65 165H63L64 163H62V165H52L49 166L48 165H44L42 166V164H40V167H39V170L38 171H33V168H29L30 166H28L27 168H29L31 171L28 172L29 176H32L33 175V178L35 180H37L39 183H40V188L37 192L36 190V194L35 195H27L26 198H22L20 199L17 194L18 192L14 191V192H7L4 194L3 196V200L2 202L0 203V213L2 214H5L6 217H7V221L2 225L3 227V230L4 232H6L7 234H10L12 232V229H16L18 226H19V223L21 222L20 220L23 219L24 221L28 220L29 218L32 219V218H39V215H40V211L38 209H36L35 207L37 206L36 203H38L40 205V208L43 209V210H48V209H53L54 207L58 206L59 208H61V210L64 211V213L66 214V216H68L67 214H70L71 213H75L77 211H79V207H78V204H77V201H76V198L72 197L73 194H75L76 192H80L79 190L82 191V193L80 192L79 195H82L81 197H78L76 196L77 198H82L84 199V195H86L87 192L89 193H92L94 194L96 197L97 195L99 197H102V198H106V201H108L107 203H109L110 199L107 200V198H109L113 195L116 196V193L118 194L119 198L117 199H122L123 197L126 196V191H127V180H128V176H127V173L128 171L130 170V166L129 165V160L128 159H133L134 161H132L130 159V162H135L136 164H138V166L140 168L138 169H141V172L145 171L146 167L147 166H150L151 169H154V171H157L158 168L160 167L163 168L165 165H163V162L165 161H170L172 159L171 155L172 152L170 154H168L167 152H165V148L167 149H170V148H174V147H179L180 146H184L186 147L187 143L192 141V142H200L199 144L200 145H204L206 146L207 143H208V138L207 136H210L213 135L212 132L214 130H216L215 126H220L221 130L225 133H227L228 131L226 130V128L228 129V127H223V124L219 123L220 125H216L217 123H213L212 120L213 118L209 119L208 116H204L203 118V121H197L195 118H194V111H192V107H195L196 105L197 106H200L198 104L194 105L196 103V101H194V104H193V101L192 102ZM18 102V101H17ZM75 102V103H76ZM6 103V102H4ZM3 103V105H4ZM10 103V101H9ZM21 103V102H20ZM31 103V102H30ZM35 103V102H33ZM37 103V102H36ZM15 104V103H14ZM69 104V103H68ZM67 104V105H68ZM77 104V103H76ZM208 104V103H207ZM257 104V103H256ZM9 105V104H8ZM7 105V106H8ZM25 105V103H24ZM211 105V104H210ZM253 105L255 107H253ZM259 105V104H258ZM257 105V106H258ZM14 106V105H13ZM27 106V105H26ZM40 106V105H39ZM63 106V105H61ZM100 106V105H99ZM209 107V106H207ZM260 107V106H259ZM6 108V107H5ZM45 108V107H44ZM52 108V107H51ZM67 108V107H66ZM65 108V109H66ZM200 108V107H199ZM214 108V107H212ZM216 108V106H215ZM8 109V108H7ZM49 109V106L47 107V110ZM74 109V108H72ZM132 110V108H130ZM17 110V109H16ZM20 110V109H19ZM39 110V109H38ZM82 110V111H81ZM97 110V109H96ZM196 110V109H195ZM253 110V109H252ZM1 111V110H0ZM5 111V110H4ZM25 111V110H24ZM41 111V110H39ZM38 111V112H39ZM49 111V110H48ZM48 111H46L47 113H49ZM51 111H54L51 109ZM61 111V110H60ZM66 111V110H65ZM113 111L111 112V115L113 114ZM254 111V110H253ZM22 112V111H20ZM44 112V111H42ZM56 112V111H54ZM109 112V113H110ZM218 112V111H217ZM246 112V113H245ZM1 113V112H0ZM24 113V112H22ZM31 113V112H30ZM57 113V112H56ZM70 113V112H68ZM74 113H75V110H74ZM87 113V114H88ZM5 114V113H4ZM2 114L0 116V123L2 122V124H9L10 125V135H11V138H17L19 137L20 135H23V133L25 132H29L31 135L33 136H36L37 137V134L34 133L33 131H29L27 128L28 127H31L33 126L32 125V120L30 118H22V117H16L15 118H7L9 115L6 114L4 115ZM17 114H21V113H17ZM53 114V113H52ZM73 114V113H72ZM82 114V113H81ZM219 114V113H218ZM219 114V115H220ZM8 115V116H7ZM69 115V114H68ZM71 115V114H70ZM84 115V116H85ZM94 115H98V111L97 112H94ZM142 115V113L140 114ZM149 115V114H148ZM209 115V114H207ZM228 115V116H229ZM39 116V115H38ZM63 116V115H62ZM73 116V115H72ZM71 116V117H72ZM83 116V115H82ZM109 116V115H108ZM113 116V115H112ZM111 116V117H112ZM132 116V115H131ZM130 116V117H131ZM227 116V117H228ZM46 117V116H45ZM54 117V115H52V118ZM94 117V116H93ZM216 117V116H214ZM218 119H215V121L217 120H221L220 116H217ZM227 117H223L224 119L227 120ZM231 117V116H229ZM228 117V118H229ZM70 118V117H69ZM68 118V119H69ZM99 118V117H97ZM117 118V117H116ZM169 118V117H168ZM222 118V120H223ZM72 118H70L69 120H71ZM74 119V118H73ZM92 119V118H91ZM67 120V118H66ZM75 120V119H74ZM83 120V118H82ZM162 120V119H161ZM164 120V119H163ZM72 121V120H71ZM70 121V122H71ZM77 121V120H76ZM197 121V123H195ZM225 121V120H223ZM49 122H51V120H49ZM61 122V121H60ZM98 122V121H97ZM147 122V121H146ZM226 122V121H225ZM231 122V121H230ZM234 122V120H233ZM47 123V122H46ZM59 123V122H58ZM84 123V122H83ZM111 123V122H110ZM195 124V126L198 125V127L195 128L194 131H190L189 129V125L190 124ZM57 124V123H55ZM76 124V123H75ZM73 124V125H75ZM80 124V123H78ZM89 124V123H87ZM112 124H115L112 122ZM41 125V124H40ZM50 125V123H49ZM69 124H67L68 126ZM77 125V124H76ZM78 126V125H77ZM90 126V125H89ZM111 126V125H110ZM164 129H161L162 127ZM194 126V127H195ZM38 127V126H37ZM36 127V128H37ZM107 127V126H106ZM161 127V128H160ZM243 127V128H242ZM70 128V127H69ZM78 128V127H77ZM79 128L80 125H79ZM90 128V127H89ZM242 128V129H241ZM41 129V128H40ZM45 129V128H44ZM73 129V127L71 128ZM164 130L165 131V135L164 138L163 136L161 135V139H157L158 135L156 136V134H158V130ZM70 130V129H69ZM77 130V129H75ZM87 130V128H86ZM151 130V129H150ZM6 131V130H5ZM36 131V130H35ZM67 131V130H66ZM111 131V130H110ZM244 131V130H243ZM252 131V130H251ZM43 132V131H42ZM40 133V135H42L43 133ZM55 132V131H54ZM71 133L73 132L70 131ZM81 132V131H79ZM86 132V131H85ZM92 131H90L91 133ZM105 132V131H104ZM148 132V131H147ZM157 132V133H156ZM163 132V131H162ZM218 132V131H217ZM4 133V132H3ZM56 133V132H55ZM74 133V132H73ZM77 133V132H76ZM93 133V132H92ZM106 133V132H105ZM112 133V132H110ZM109 133V134H110ZM118 133V132H116ZM150 133V132H149ZM6 134V133H5ZM66 134V133H65ZM79 134V133H78ZM89 134V133H88ZM228 134V133H227ZM239 134V135H240ZM84 135V134H83ZM92 135V134H90ZM103 135V134H102ZM101 135V136H102ZM108 135V134H107ZM112 135V134H111ZM253 135V134H252ZM26 136H28V134L26 133ZM79 136H81L79 134ZM110 136V135H108ZM218 136V135H217ZM229 136V135H228ZM3 137V136H2ZM8 137V136H7ZM53 137V136H52ZM82 137V136H81ZM88 137V136H87ZM99 137V136H98ZM103 137V136H102ZM101 137V138H102ZM254 137V135H253ZM31 138V137H30ZM85 138V137H84ZM95 138V137H94ZM100 138V139H101ZM105 138V136H104ZM29 139V138H28ZM54 139V137L52 138ZM243 139V138H242ZM4 140V139H3ZM3 140L1 142H3ZM20 139H18L19 141ZM208 140V141H207ZM17 141V142H18ZM86 141V140H85ZM90 141V140H89ZM126 141V140H125ZM132 143H131V142ZM240 141V139H239ZM244 141V140H243ZM247 141V140H246ZM249 141V139H248ZM252 141V140H250ZM249 141V142H250ZM14 142V141H13ZM26 142V141H25ZM40 142V141H39ZM38 142V143H39ZM213 142V141H212ZM210 142V143H212ZM4 143V142H3ZM28 143V142H27ZM87 143V142H86ZM91 143V142H90ZM104 143V142H103ZM224 143V142H223ZM231 143V142H230ZM262 143H264V141H262ZM11 144V143H10ZM30 144V143H29ZM42 144V143H41ZM93 144L95 145V143L93 142ZM228 144V143H227ZM15 144L13 143V146ZM19 145V143H18ZM22 145V144H21ZM31 145V144H30ZM40 145V144H39ZM88 145V144H87ZM90 145V144H89ZM214 145V144H213ZM17 146V145H16ZM34 146V145H32ZM219 146V145H218ZM229 146V145H228ZM251 146V145H250ZM2 147V146H0ZM6 147V146H5ZM94 147V146H93ZM109 147V146H108ZM189 147V146H188ZM225 147V146H224ZM7 148V147H6ZM19 148V147H18ZM59 148V147H58ZM89 148V147H88ZM187 148V147H186ZM210 149V146L208 147ZM244 148V147H243ZM261 148V147H260ZM1 149V148H0ZM15 148H13L14 150ZM20 149V148H19ZM65 149V148H64ZM175 149V148H174ZM172 149V150H174ZM207 148H204V152L202 153H199L200 155L202 154H206L207 152L205 151H208L206 150ZM12 150V149H11ZM26 150V148H25ZM32 150H35L32 148ZM40 150V149H38ZM51 150V149H50ZM71 150V149H70ZM94 150V149H92ZM218 150V149H217ZM224 150V148H223ZM7 151V150H6ZM37 151V150H36ZM45 151H47L45 149ZM68 151V150H67ZM101 151V150H100ZM168 151V150H167ZM175 151L177 152L178 149ZM183 152L186 151V150H182ZM194 151V150H193ZM203 151V150H202ZM219 151V150H218ZM225 151H226V148H225ZM25 152V151H24ZM72 152V150H71ZM179 152H181L179 150ZM182 152V153H183ZM210 152V151H209ZM261 152V151H260ZM26 153V152H25ZM31 153V152H29ZM40 153V152H39ZM193 153V152H192ZM191 153V154H192ZM214 153V152H213ZM234 153V152H233ZM242 153V152H241ZM244 153V152H243ZM180 154V153H179ZM184 154V153H183ZM182 154V155H183ZM190 154V153H189ZM198 153H195L194 156L197 157L199 156ZM227 154V153H226ZM256 154V153H255ZM21 153H18L17 151H12V152H4L3 155L0 156V185L3 184V182H6V180L4 181V179L6 178H9L11 176H14V177H17V178H20L21 176L24 175V170L22 169L21 167V157L22 155ZM32 154H29V157H31ZM89 155V154H88ZM185 155V154H184ZM208 156V154H206ZM259 155V154H257ZM42 156V155H41ZM40 156V157H41ZM52 156V154H51ZM177 156V155H176ZM190 156V155H188ZM204 156V155H202ZM213 156V155H212ZM28 157V156H27ZM79 156H76L75 158H77ZM83 157V156H82ZM183 157V156H182ZM193 157V156H192ZM201 157V156H200ZM198 157V158H200ZM209 157L211 158V155L208 156V159ZM248 157V156H247ZM246 157V158H247ZM65 158V157H64ZM178 158V157H177ZM186 158V157H184ZM190 158V157H189ZM187 158V159H189ZM227 158V157H225ZM243 158V157H242ZM29 159V158H28ZM38 159V158H37ZM201 159V158H200ZM230 158H228L229 160ZM27 160V159H26ZM39 160V159H38ZM51 160V159H50ZM190 160V159H189ZM196 160V159H195ZM203 160V159H202ZM211 160V159H210ZM233 160V159H232ZM24 161V160H23ZM49 161V160H48ZM70 161H73V160H70ZM75 161V160H74ZM180 161V160H179ZM200 161V160H199ZM205 161V160H204ZM208 161V160H207ZM59 162V161H58ZM131 162V163H132ZM201 162V161H200ZM206 162V161H205ZM209 162V161H208ZM228 163V161H226ZM237 162V161H236ZM40 163V161H39ZM60 163V162H59ZM173 163V162H172ZM198 163V162H196ZM254 163V162H253ZM55 164V163H54ZM133 164V163H132ZM169 164V163H168ZM185 164V163H184ZM195 164V163H194ZM163 165V166H162ZM196 165V164H195ZM226 165V164H225ZM250 165V164H249ZM259 165V164H258ZM71 166V165H70ZM73 166V165H72ZM129 166V168H128ZM162 166V167H161ZM168 166V165H166ZM224 166V165H223ZM230 166H232L230 164ZM229 166V167H230ZM235 166V164H234ZM33 167H36V166H33ZM137 167V166H136ZM37 168V167H36ZM245 168V167H243ZM26 169V167H25ZM28 169V170H29ZM129 169V170H128ZM136 169V168H135ZM135 169L133 171H135ZM136 169V171L138 170ZM156 169V170H155ZM159 169V171H161ZM165 169H167L165 167ZM233 169V168H232ZM253 169V168H252ZM255 170L253 171H250L249 174H247L246 172V175H244V177L242 178V180H240L239 182V186L237 189H226L224 186H222L223 188H220L216 191H212L209 196H208V192H207V196L210 198H208L210 200V203L208 202L209 205L205 204V197L203 196L202 198H204V200H198V206L196 209H193L195 208V206L191 209V211H193L191 213V215H189V217L185 216L181 213H179L178 211L173 213V215L171 216L172 218L170 217H167L166 214L164 213H160L158 212V215L155 214L156 216L151 218L150 215L149 217L150 218H147L146 215L144 214L143 217L145 216L147 219L143 218V217H133V216H130V214L132 213V211H134V209L131 211L130 209L128 210L129 212V215L126 214V216L124 215V217L127 218L125 219V221L122 223V224H116L115 222V226H111L113 227L112 230L113 231H121L122 233V239L120 240V243H116V245H118L116 248H113V247H110L108 245V242L110 240H112L113 238H110V235L111 234H107L105 232H102L101 234V238H102V242L99 243V245H96V252L94 253L95 255H93L90 259L89 262H87L88 264H207L208 263V259H209V246H212L211 242L209 240H212L211 237L213 238L215 235H220L221 234V237H224L226 235V238L227 235H234V236H229L230 239L229 241H232L231 238H236L237 241H242L243 239L246 240L248 238H251L254 234V238L255 237H262L264 238V162H262L261 165H259V168H254ZM26 169V171H28ZM170 170V169H169ZM168 170V171H169ZM245 170V169H244ZM243 170V171H244ZM135 171V172H136ZM211 171V170H210ZM221 171V170H220ZM257 171H260L261 172V177H258L256 174H257ZM153 172V171H152ZM172 172V171H171ZM225 172V170H224ZM232 172V171H231ZM231 172H228L229 174ZM145 174V172H143ZM174 173V172H173ZM210 173V172H209ZM208 173V174H209ZM214 173V172H212ZM70 174H74L75 175V180H73L71 183L68 182V175ZM130 174L129 177H130V180L128 181H131V179H135L136 180V177H131V172L128 173ZM153 174V177L155 176L156 177V173H152ZM167 174V173H166ZM164 176V178L167 177L168 179V174L167 176ZM207 174V173H206ZM207 174V175H208ZM143 176V174H141ZM141 175L139 174L138 176L141 177ZM151 175V174H150ZM147 175L149 176L150 178L152 177V175ZM211 175V174H210ZM217 175V174H216ZM25 176V175H24ZM73 176V175H71ZM221 174H220V178H221ZM239 176V175H238ZM13 177V178H14ZM148 177V179H149ZM152 177V178H153ZM172 177V176H171ZM179 177V176H178ZM228 177V176H227ZM240 177V176H239ZM29 178V177H28ZM175 178V177H174ZM173 178V179H174ZM213 178V177H212ZM225 178V176H224ZM74 179V177H73ZM144 179L147 180L146 177H143V179L141 178V180L144 181ZM158 179V178H156ZM161 179V178H160ZM219 179V178H218ZM9 180V179H8ZM12 180V179H11ZM18 180V179H17ZM70 180V179H69ZM169 180L170 177H169ZM168 180V181H169ZM14 180H12L11 182H13ZM20 181V180H19ZM19 181L17 182L19 184ZM22 181V179H21ZM33 181V180H31ZM143 181H140L141 184L143 183ZM157 181V180H156ZM161 181V180H160ZM165 181V180H164ZM167 181V183H168ZM213 181V180H212ZM226 181V179H225ZM15 182V181H14ZM13 182V183H14ZM151 182V181H149ZM163 182V180H162ZM176 182V181H175ZM207 182V180H206ZM210 183H212L211 181H209ZM10 184V182H8ZM33 183V182H32ZM129 183V182H128ZM139 183V182H138ZM146 183V182H145ZM144 183V184H145ZM152 183V182H151ZM208 183V182H207ZM226 183V182H225ZM230 183V182H229ZM235 183V182H234ZM8 184V185H9ZM29 184V183H27ZM133 184V182H132ZM135 184V185H134ZM133 185L136 186L137 184L134 183ZM149 184V183H148ZM158 184V183H157ZM165 184V183H164ZM213 184V183H212ZM241 184V186H240ZM4 185V184H3ZM7 185V183H6ZM13 185V184H12ZM140 185V184H138ZM215 185V183L213 184ZM213 185H211L213 187ZM231 185V184H230ZM21 186V185H20ZM24 186V185H23ZM143 186V184H142ZM150 186V185H149ZM160 186V184H159ZM186 186V185H185ZM204 186V185H203ZM9 187V186H8ZM15 187V186H14ZM37 187V186H36ZM140 187V186H139ZM180 187V186H179ZM240 187V188H239ZM28 188V187H27ZM38 188V187H37ZM135 188V187H134ZM134 188L132 189L134 191ZM148 188V187H146ZM152 188V187H151ZM162 188V187H160ZM159 188V189H160ZM170 188V187H169ZM168 188V190H169ZM12 189H15V188H12ZM28 189H31V188H28ZM33 189V188H32ZM131 189V188H130ZM143 189V188H142ZM141 189V190H142ZM158 189V190H159ZM167 189V188H166ZM184 189V188H183ZM0 190H3L0 189ZM17 190V189H16ZM137 190V189H136ZM224 190V191H223ZM226 190V191H225ZM5 191V190H4ZM32 191V190H31ZM75 191V193L73 192ZM139 191V190H138ZM149 191V190H148ZM157 191V190H156ZM166 191V190H165ZM173 191V190H172ZM205 191V190H204ZM137 193V191H134ZM133 192V193H134ZM143 192V191H142ZM177 192V191H176ZM199 192V191H198ZM25 193V192H24ZM33 193V192H32ZM132 193V192H131ZM145 193V192H144ZM28 194V193H26ZM77 194V193H76ZM149 194V193H148ZM156 194V193H154ZM171 194V193H170ZM197 194V193H196ZM240 194H247L248 197H249V205L248 206V209L244 212H242L240 210V205L238 204L239 202L237 201L238 197L240 196L241 198L243 196H241ZM72 195V196H71ZM132 195V194H131ZM134 195V194H133ZM144 195V194H143ZM159 195V194H158ZM165 195V194H164ZM174 195V194H173ZM178 195V193H177ZM183 195V193L181 194ZM200 195V194H198ZM197 195V196H198ZM202 195V193H201ZM200 195V196H201ZM114 196V197H115ZM136 196H139L136 195ZM142 195L139 196V198L141 197ZM145 196V195H144ZM148 196V195H147ZM155 196V195H154ZM159 196H162V195H159ZM172 196V195H171ZM206 196V197H207ZM88 197V196H87ZM191 197V196H189ZM138 198V197H137ZM147 198V197H146ZM158 198V197H157ZM167 198V197H166ZM184 198V197H183ZM195 197H193L194 199ZM89 201H91L90 197L88 198ZM87 199V201H88ZM93 199V198H92ZM101 199V198H100ZM99 199V200H100ZM155 199V198H154ZM161 199V198H160ZM207 199V200H208ZM78 200V199H77ZM97 200V199H96ZM140 200V199H139ZM138 200V201H139ZM144 200V199H143ZM165 200V199H164ZM186 200V199H185ZM195 200V199H194ZM87 201H84L87 203ZM105 201V202H106ZM121 201V200H120ZM123 201V200H122ZM133 201V199H132ZM168 201V200H166ZM79 202V201H78ZM83 202V203H84ZM92 202V201H91ZM94 202V200H93ZM98 202V201H97ZM104 202V203H105ZM111 202V201H110ZM165 202V201H164ZM189 202V201H188ZM138 203V202H137ZM136 203V204H137ZM167 203V202H165ZM171 203V202H170ZM185 203V202H184ZM191 203V202H190ZM207 203V202H206ZM225 203V204H224ZM95 204V202H94ZM140 204V203H139ZM138 204V205H139ZM142 204V203H141ZM140 204V205H141ZM193 204H195V202H193ZM197 204V203H196ZM195 204V205H196ZM82 206V204H79ZM85 205V204H84ZM89 205V203H88ZM93 205V204H92ZM91 205V206H92ZM137 205V206H138ZM139 205V206H140ZM142 205H145V204H142ZM162 205V203H161ZM167 205V204H166ZM170 205V204H169ZM185 205V204H184ZM190 205V204H189ZM188 205V206H189ZM80 206V207H81ZM86 206V205H85ZM84 206V207H85ZM101 206V205H100ZM104 206V204H103ZM138 206V207H139ZM152 206V205H151ZM163 206V205H162ZM168 206V205H167ZM175 206V205H174ZM183 206V205H182ZM89 206H87V209H88ZM97 207V205H96ZM95 207V208H96ZM109 207V206H108ZM132 208V206H130ZM135 207V206H134ZM142 207V206H140ZM146 206H144L145 208ZM82 208V207H81ZM86 208V207H85ZM93 208V207H92ZM92 208L90 209V212L92 210ZM144 208H140V209H143V212H144ZM153 208V207H151ZM189 208V207H188ZM239 211V212H236V209ZM243 208V207H242ZM98 209V208H97ZM101 209H104L103 207ZM109 209V208H108ZM114 209V208H113ZM139 209V208H138ZM137 209V210H138ZM139 209V210H140ZM175 209V208H174ZM183 209V208H182ZM235 209V211L233 210ZM96 210V209H95ZM123 210V209H122ZM151 210V209H150ZM149 210V211H150ZM190 210V209H189ZM188 210V211H189ZM111 211V209H110ZM127 211V210H126ZM131 211V213H130ZM158 210H155V212H157ZM89 212V211H88ZM87 212V213H88ZM89 212V213H90ZM124 212V211H123ZM135 212V211H134ZM133 212V213H134ZM140 212V211H139ZM147 212V211H146ZM154 212V211H152ZM151 212V213H152ZM154 212V213H155ZM173 212V211H172ZM184 212V211H182ZM42 213V212H41ZM44 213H47L46 211H44ZM43 213V214H44ZM51 213V212H50ZM102 213V212H101ZM115 213V212H114ZM168 213V212H167ZM188 212H186V215H187ZM235 213L236 215L237 214H242L245 219L241 221V217L240 218V223L238 224L239 227H237V230L234 228L233 230H236V231H231L232 230V224H233V220L231 221V216L232 214H234L235 216ZM42 214V215H43ZM93 214V213H92ZM124 213H122L123 215ZM141 214V213H140ZM190 214V213H188ZM90 215V214H88ZM110 215V214H109ZM132 215V214H131ZM170 215V214H169ZM231 215V216H230ZM44 216V215H43ZM95 216V215H94ZM142 216V215H141ZM148 216V214H147ZM64 217V216H63ZM108 217V216H107ZM187 217V218H186ZM94 218V217H93ZM104 218H106V216H104ZM110 218V217H109ZM112 218V217H111ZM40 219H41V215H40ZM39 219V220H40ZM61 219H62V216H61ZM97 219V218H95ZM205 219V220H204ZM44 220V219H43ZM110 220V219H109ZM115 219L112 220V223ZM45 221V220H44ZM61 221V220H60ZM59 221V222H60ZM40 222V221H39ZM42 222V221H41ZM47 222V220H46ZM58 222V224H59ZM232 222V223H231ZM27 223V222H26ZM61 223V222H60ZM108 223V222H107ZM112 223L110 225H112ZM102 224V223H101ZM101 224H97V225H100L99 229H102L101 227ZM186 225V228H187V234L182 236V235H178L179 232H178V229L181 225ZM236 224V222H235ZM230 225H232L230 227ZM237 225V226H238ZM56 226V225H55ZM55 230H60L59 228L56 229L58 227H55ZM98 229V230H99ZM105 229V228H104ZM231 229V230H230ZM55 230H51V231H55ZM28 231H29V228H28ZM14 232V231H13ZM101 232V231H100ZM233 233V234H229V233ZM49 233V232H48ZM53 235H52V234ZM55 234H57L56 232H54ZM53 232H50V237L51 235L54 236ZM71 233V232H70ZM111 233V232H110ZM2 234V233H1ZM60 234V233H59ZM47 235V234H46ZM58 235V234H57ZM56 235V236H57ZM59 237V236H57ZM75 237V236H74ZM71 237V241L75 238H79V237ZM112 237V236H111ZM21 238V237H20ZM19 238V239H20ZM56 238V237H55ZM73 238V239H72ZM121 238V237H120ZM219 238V237H217ZM256 238V239H257ZM16 239V238H15ZM80 239V238H79ZM77 239V240H79ZM84 239V238H83ZM83 239L79 242V243H83ZM225 238H221V240L224 241ZM227 239V240H228ZM261 239V238H260ZM225 240V241H227ZM243 240V241H244ZM252 241H254L252 238L250 239ZM76 241V239H75ZM224 241V242H225ZM234 241V240H233ZM232 243H235L233 242ZM242 241V242H243ZM259 241V240H258ZM77 242V241H76ZM87 241H85V244H86ZM119 242V241H118ZM211 244H210V243ZM223 242V245H225L226 243ZM240 243V244H244V243ZM71 243V242H70ZM69 243V244H70ZM115 243V242H114ZM238 243V242H236ZM250 244H253L252 242H249ZM73 244V243H72ZM84 244V245H85ZM96 244V243H95ZM183 244H186L187 247L184 248ZM210 244V245H209ZM214 244V243H213ZM229 244V243H228ZM240 244H236V245H239ZM247 244V243H246ZM245 244V245H246ZM256 244V243H255ZM2 245V244H1ZM216 245H217V242H216ZM227 245V244H226ZM231 245V244H230ZM17 246V245H16ZM221 246V245H219ZM244 246V245H243ZM248 246V245H247ZM246 246V247H247ZM71 247V246H70ZM115 247V246H114ZM218 247V246H217ZM252 247V246H251ZM86 248V247H85ZM243 248V247H242ZM250 248V247H249ZM88 249V248H87ZM248 249V248H247ZM86 250V249H85ZM84 250V251H85ZM211 250V249H210ZM89 251V250H88ZM94 252V251H93ZM93 252H89L91 255ZM8 254V253H7ZM6 255V254H5ZM67 255V254H66ZM70 256H73V253L69 255L68 257V261L67 263L65 262V264H76V262L72 261L71 257ZM65 260V259H63ZM88 260V259H87ZM212 260L210 259L209 262H211ZM219 261V260H218ZM85 262V264H87ZM56 264V263H54ZM59 264H63V261L62 263L60 262Z\"/></svg>",
  "mask_w": 264,
  "mask_h": 264
}]
</instances>
